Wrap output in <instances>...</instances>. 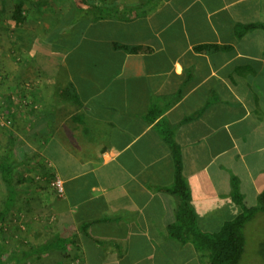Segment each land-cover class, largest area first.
Here are the masks:
<instances>
[{"label": "crops", "instance_id": "crops-1", "mask_svg": "<svg viewBox=\"0 0 264 264\" xmlns=\"http://www.w3.org/2000/svg\"><path fill=\"white\" fill-rule=\"evenodd\" d=\"M17 1L0 0V28L14 31L0 91L16 114L0 156L24 164L1 242L25 219L27 243L8 248L41 246L31 264H212L195 233L217 234L264 192V29L246 30L264 24V0H84L101 12L19 0L16 25ZM210 45L221 48L197 50ZM167 136L194 219L163 190L175 181ZM0 194L3 211L1 171Z\"/></svg>", "mask_w": 264, "mask_h": 264}, {"label": "trees", "instance_id": "trees-1", "mask_svg": "<svg viewBox=\"0 0 264 264\" xmlns=\"http://www.w3.org/2000/svg\"><path fill=\"white\" fill-rule=\"evenodd\" d=\"M74 2L77 5V8L82 11L88 12L87 9L96 8V10H99V12H101V8H98L97 5L95 4L92 5V4L86 3V1L84 0H74ZM22 5L23 3L18 0L12 12L11 18L15 22L16 25L24 23L25 18H26L23 15ZM134 15H136V13H134ZM257 28L264 29V24L248 25L246 27V30H253ZM116 47H120L122 49L129 50L137 54L147 53L151 51V49L147 47L128 48L122 45H116ZM220 48L221 47L219 46L210 45V46L199 47L197 48V50L204 52V51L217 50ZM5 111L8 114V116L12 120L15 121L16 114L13 113V111L11 110L10 103L6 104ZM14 121L11 123V127H14L16 125ZM8 135H9L8 136L9 150L11 151L14 143L16 142V137H15L14 131H9ZM166 141L168 142V144H170L172 148L173 156H174L175 181H174V186L171 190L169 189H163V190L170 191L171 193L177 195L183 201L185 210L187 214L189 215L190 219H194V213L189 203L188 188H187V185H186L183 173H182L183 170H182L181 155L178 151L176 144L173 142V140H171L169 136L166 137ZM23 164L24 162L18 163L17 161L13 160L10 152L5 154L4 156H0V171L2 174L3 181L9 192L8 199L11 201V203H8L7 205H5L3 211H0V238L3 233L2 222L3 220H5V217L11 212L13 202L16 198H18L17 196L19 195L16 184L14 182L15 180L18 182V177L15 178L16 176L14 173L17 167ZM11 197L12 199H10ZM260 214H264V192L259 196L258 206L252 207V208L244 207L242 214L238 216L237 218H235L234 220L226 222L223 225L220 232H218L217 234L206 235L203 233H195V238L212 252L213 254L212 264H239L240 263L245 253L246 244H247V239L245 235V227L250 221L256 219V217ZM2 245L4 244L1 242V239H0V253L2 254L4 252L3 256L0 257V260H2V258H5V256L8 255L6 249L11 250L8 247H6V249H2ZM53 245H55L56 248H59L58 239H56L55 241H52L51 243H49V245H46V246L53 249ZM12 254L14 255L19 254L18 255L19 259L16 261V264H31L37 261L41 257V255L43 254V249L41 246L32 247V248L28 247L27 249H24L22 251L13 250Z\"/></svg>", "mask_w": 264, "mask_h": 264}, {"label": "rangeland", "instance_id": "rangeland-1", "mask_svg": "<svg viewBox=\"0 0 264 264\" xmlns=\"http://www.w3.org/2000/svg\"><path fill=\"white\" fill-rule=\"evenodd\" d=\"M9 13L4 14V19H9V17H10ZM2 29L0 28V41L1 42L3 41V42L2 43L0 42V45L1 46L2 45L9 46L10 38L12 36L14 37V35H12V33H14V31L12 32L10 27L6 28V30L8 32H5V30H2ZM0 96H1V100H2V104L0 105V119H1V121L4 122V125L0 127V130H2V129H7L10 126L8 119H7V113L5 111V106L7 103H9V100H7L6 98H4L2 96L1 91H0ZM24 174L27 176L26 172ZM1 197H2V195L0 194V198ZM261 217L262 218H260V216H259L257 219L250 221L245 227V235H246V239H247V245H246V250H245V253L243 255V258L239 264H264V216H261ZM11 220L13 221V218H11ZM6 223L9 224V222H6ZM26 223L27 222L25 221V219H23V221L19 222L18 223V227H19L18 230L16 231V233L14 235H11L13 237H17V239L20 242V246H22L21 245L22 242L27 243L25 241L26 240L25 236L23 237V239L20 238V237H22V234H24L27 230ZM4 234L5 235H3L2 237L4 238V241L7 243L8 247H10L11 245L13 247H15L16 243L13 242V240H11L10 230L6 229V233H4ZM2 249H6V246L2 245ZM6 250H7L8 255H6L5 258H2V260H0V264H16V261L19 259V256H18L19 254L14 255V254H12L11 250H8V249H6ZM22 250H24V249L20 248V251H22ZM3 253L2 254L0 253V257L3 256ZM6 257H8V258H6Z\"/></svg>", "mask_w": 264, "mask_h": 264}, {"label": "built area", "instance_id": "built-area-1", "mask_svg": "<svg viewBox=\"0 0 264 264\" xmlns=\"http://www.w3.org/2000/svg\"><path fill=\"white\" fill-rule=\"evenodd\" d=\"M2 104V100H1V96H0V105ZM4 125V122L1 121L0 119V127ZM55 187L58 189V191L60 193L63 192V186H62V182L59 179H56L55 183H54Z\"/></svg>", "mask_w": 264, "mask_h": 264}]
</instances>
